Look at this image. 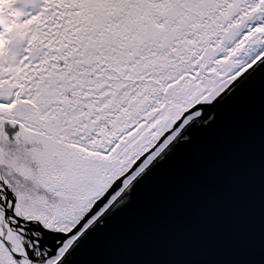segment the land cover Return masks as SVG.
Wrapping results in <instances>:
<instances>
[{"label":"snow or ice","instance_id":"1","mask_svg":"<svg viewBox=\"0 0 264 264\" xmlns=\"http://www.w3.org/2000/svg\"><path fill=\"white\" fill-rule=\"evenodd\" d=\"M228 131L250 258L103 251ZM0 264H264V0H0Z\"/></svg>","mask_w":264,"mask_h":264},{"label":"water","instance_id":"2","mask_svg":"<svg viewBox=\"0 0 264 264\" xmlns=\"http://www.w3.org/2000/svg\"><path fill=\"white\" fill-rule=\"evenodd\" d=\"M246 170L243 134L228 131L162 178L103 251L124 260L250 258Z\"/></svg>","mask_w":264,"mask_h":264}]
</instances>
